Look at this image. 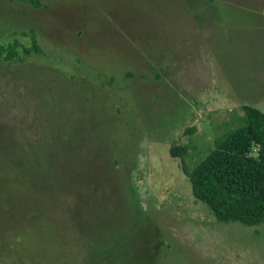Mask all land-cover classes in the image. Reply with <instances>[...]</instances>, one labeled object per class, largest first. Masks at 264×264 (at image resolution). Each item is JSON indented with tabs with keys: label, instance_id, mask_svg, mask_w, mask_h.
Returning <instances> with one entry per match:
<instances>
[{
	"label": "rangeland",
	"instance_id": "rangeland-1",
	"mask_svg": "<svg viewBox=\"0 0 264 264\" xmlns=\"http://www.w3.org/2000/svg\"><path fill=\"white\" fill-rule=\"evenodd\" d=\"M39 3L0 0V44H22L0 59V264H264V224L217 221L188 180L243 107L264 113V17Z\"/></svg>",
	"mask_w": 264,
	"mask_h": 264
},
{
	"label": "trees",
	"instance_id": "trees-1",
	"mask_svg": "<svg viewBox=\"0 0 264 264\" xmlns=\"http://www.w3.org/2000/svg\"><path fill=\"white\" fill-rule=\"evenodd\" d=\"M39 6V0H17ZM212 2V0H209ZM0 44V59L15 62L22 44ZM25 56L42 54L35 37ZM245 126L218 140L208 156L188 175L193 198L221 223L246 227L264 224V113L243 107ZM180 149H171L177 157Z\"/></svg>",
	"mask_w": 264,
	"mask_h": 264
},
{
	"label": "crops",
	"instance_id": "crops-1",
	"mask_svg": "<svg viewBox=\"0 0 264 264\" xmlns=\"http://www.w3.org/2000/svg\"><path fill=\"white\" fill-rule=\"evenodd\" d=\"M250 5L252 6H247L243 7L246 12L250 14H258L264 17V0H249Z\"/></svg>",
	"mask_w": 264,
	"mask_h": 264
}]
</instances>
